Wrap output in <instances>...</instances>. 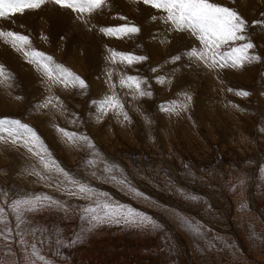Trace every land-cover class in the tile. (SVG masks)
<instances>
[{
  "label": "rangeland",
  "instance_id": "374dc122",
  "mask_svg": "<svg viewBox=\"0 0 264 264\" xmlns=\"http://www.w3.org/2000/svg\"><path fill=\"white\" fill-rule=\"evenodd\" d=\"M214 2L247 21L250 54L259 60L210 70L185 54L200 47L195 37L171 31L162 11L132 0H109L88 24L52 3L0 19V30L30 36L35 49L88 84L86 91L52 86L0 40V64L13 75L0 85V118L32 127L52 159L94 190L91 199L71 196L67 190L75 186L45 172L26 148L0 143V264H31L33 242L50 264H264V0ZM117 16L140 33L123 40L100 34V26L124 23ZM108 48L148 59L132 68L112 65ZM177 55L181 59L173 62ZM110 69L129 121L112 113L97 120L93 102L112 94ZM120 72L145 78L152 96L133 100L118 85ZM158 76L166 82L158 83ZM48 97H58L57 106L39 108ZM185 103L178 115L161 111ZM57 127L87 136L94 147L70 144ZM36 195L52 196L64 207L25 212L17 221L10 202ZM97 200L131 208L151 222L93 227L84 209Z\"/></svg>",
  "mask_w": 264,
  "mask_h": 264
},
{
  "label": "snow or ice",
  "instance_id": "6c2138e0",
  "mask_svg": "<svg viewBox=\"0 0 264 264\" xmlns=\"http://www.w3.org/2000/svg\"><path fill=\"white\" fill-rule=\"evenodd\" d=\"M132 2H142L144 5L162 11L165 14L162 19L171 31L188 32L192 37H195L199 41L200 47H193L185 54L189 59L203 63L210 70L240 69L246 64H251L260 59L259 56L250 54V50L254 48V44L245 36L247 21L232 8L222 6L214 2V0H132ZM48 3L70 10L76 14L77 19L88 24L89 18L93 14L100 12L108 6L109 0H0V19L10 20L18 14L23 15L26 11L39 10ZM116 19L124 21V23L100 26L98 28L99 33L105 37L120 40L133 39L140 33V27L128 22L126 16H117ZM153 19H156V17L154 16ZM256 23L261 22L257 21ZM42 39L46 40L47 37H42ZM0 40L21 53L29 64H32L46 80L51 82L52 86L58 85L65 89L87 90L88 84L78 74L63 64L56 62L51 55L35 49L32 46L30 36L11 30H0ZM240 41H243V43L238 44L237 42ZM107 51L108 56L106 60L110 64L121 65L125 68H132L148 59V57L143 55L118 51L113 48H108ZM180 59L181 56L179 55L172 57L173 62ZM152 71L156 70L152 69ZM114 74H116L114 69L106 72L112 94L106 95L99 102H93L97 105L100 112L97 120L102 116L112 113L116 116H123L125 121H129L130 118L127 111H125L124 102L121 100L120 94L115 91L117 83L112 80ZM12 78V73L5 65L0 64V85H8V82ZM157 82L164 84L166 81L164 77L158 76ZM147 84L148 81L139 75H129L126 72L119 73V87L126 89V94L131 95L133 100L152 96V92L147 87ZM228 91H232V89H228ZM236 94L248 96L250 93L239 91ZM17 99H20V97H17ZM53 99L58 100L59 98L48 97L38 107L44 109L50 105L56 107L57 105L53 104ZM185 100L191 102V95L185 94ZM61 107L63 106L61 105ZM187 107V103L179 106L173 104L167 107L162 106L161 111L178 115L180 111L187 110ZM57 131L70 144L75 145L79 142L90 148L94 147L87 136L79 135L76 132H70L60 127H57ZM0 143H10L13 146L24 147L29 153L38 157L45 172H55L57 175L63 176L68 183L75 186V191L71 189L67 190L69 195H83L88 199H91L94 195V190L89 185L72 178L67 171L52 159V154L48 151L36 131L19 119L0 118ZM36 175H40V173H36ZM41 178L44 179L45 177L41 176ZM112 178L115 179V177ZM52 206L64 207L59 200L48 195L15 199L8 205L12 212L15 213L17 221H21L25 212H36ZM84 212L87 214L93 227L107 222L117 224L122 221L126 224L151 222L149 217L135 212L131 208L124 209L123 206L113 205L108 201H94L92 205L84 209ZM4 216L5 210L3 207H0V222H3ZM9 231L11 232L12 230L9 229ZM76 242L73 241L72 243ZM20 243L28 244V241L21 238ZM29 246L31 247V256L35 258L31 264H37V262L39 264H50L45 256L41 254L37 243L33 242Z\"/></svg>",
  "mask_w": 264,
  "mask_h": 264
},
{
  "label": "bare ground",
  "instance_id": "6f19581e",
  "mask_svg": "<svg viewBox=\"0 0 264 264\" xmlns=\"http://www.w3.org/2000/svg\"><path fill=\"white\" fill-rule=\"evenodd\" d=\"M93 30H94V29H93ZM96 32H97V31H96ZM223 187H224V186H223ZM178 240H179V239H178ZM183 241H184V240H183ZM182 244L184 245V244H187V243H184V242H183ZM188 245H189V244H188ZM185 246H186V245H185ZM117 262H118V261H117ZM120 262H121V261H120ZM122 262H123V261H122ZM119 264H120V263H119Z\"/></svg>",
  "mask_w": 264,
  "mask_h": 264
}]
</instances>
